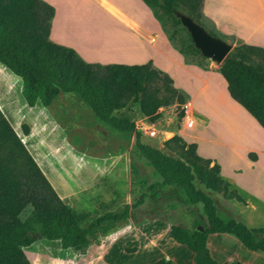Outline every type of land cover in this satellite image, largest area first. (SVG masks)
<instances>
[{"label": "crops", "instance_id": "0c3cea01", "mask_svg": "<svg viewBox=\"0 0 264 264\" xmlns=\"http://www.w3.org/2000/svg\"><path fill=\"white\" fill-rule=\"evenodd\" d=\"M42 1L53 8L48 33L51 42L71 48L87 64L104 67L150 62L171 79L173 87L187 96L195 116L194 125H202L210 142L214 143V123L224 125L222 121H227L234 137L229 156H243L260 168L243 175L242 184L232 164L227 167L220 159L216 160L218 157L195 138H184L180 133L183 128L177 134L186 142L195 141L197 155L210 159V164H218L219 175L231 189L241 196L244 187L248 195L262 203L250 204L244 195L243 202L226 199L228 204H221V214L234 213L249 227L264 226V128L231 99L218 66L205 63L202 67L188 62L171 44L142 0ZM201 15L203 25L209 24L208 30L225 41L233 40L234 46L244 43L264 48V0H203ZM19 89L20 81L0 65V111L77 222L85 225L116 204L131 201L138 193L136 186L148 179L132 149L133 133L117 131L95 117L88 105L72 92L59 93L47 106L39 103L27 106L21 100ZM169 108L160 107L157 119L167 117L163 113ZM132 110L140 113L137 103L128 102L113 113L129 116L136 128L137 120L142 119L132 114ZM141 116L149 126L159 122H150ZM23 125L27 127L26 132ZM75 133L96 147L94 153L87 155L74 148L71 137ZM249 153L254 157L250 158ZM80 197L84 199L81 204ZM196 209L184 204L182 212L197 214ZM142 216L127 224L114 225L103 236L91 239L84 253L66 256L67 261L47 252L30 251L28 247L23 251L31 264H112L108 253L115 243L125 240L128 242L122 243L119 251L128 260L119 264H151L159 258L175 264H194V254L168 234L171 224H191L172 221L164 213ZM140 238L148 239L152 250L142 251ZM205 246L218 264H264L262 252L246 249L228 233H208Z\"/></svg>", "mask_w": 264, "mask_h": 264}, {"label": "trees", "instance_id": "16d2710c", "mask_svg": "<svg viewBox=\"0 0 264 264\" xmlns=\"http://www.w3.org/2000/svg\"><path fill=\"white\" fill-rule=\"evenodd\" d=\"M167 33L171 17L184 13L206 29L201 18L203 0H142ZM51 5L42 0H0V65L20 81L24 104L47 106L59 93L72 92L88 105L92 114L113 129L133 133L132 149L159 175L136 193L131 201L92 217L80 225L70 207L56 194L14 130L0 111V264H31L23 249L34 240H55L61 248L84 253L90 240L116 224H127L141 215L154 217L164 212L158 204H146L152 191L175 189L189 207H199L205 218L190 226L171 224L169 236L185 245L193 254L194 264H218L208 253V233L233 235L246 249L264 254V226L249 227L234 213L221 217L214 195L224 200L243 202L236 190L219 175V166L195 152V143L178 134L161 141L169 153L141 142L143 136L127 115L113 113L128 102L138 104L140 113L154 122L160 107L175 104L179 109L186 96L172 85L171 79L150 65L87 64L71 48L48 39ZM168 37L172 39L171 35ZM177 48V47H176ZM185 58L202 67L204 57L194 48L190 37L186 47L177 48ZM226 90L255 121L264 128V48L238 44L217 67ZM23 131H27L23 125ZM250 158L254 157L249 153ZM141 160V158H140ZM29 207L21 219L20 214ZM143 208L147 211L142 212ZM202 226V230L197 229ZM38 235V236H37ZM131 250V249H129ZM151 264H175L159 258ZM234 264V263H226Z\"/></svg>", "mask_w": 264, "mask_h": 264}, {"label": "rangeland", "instance_id": "374dc122", "mask_svg": "<svg viewBox=\"0 0 264 264\" xmlns=\"http://www.w3.org/2000/svg\"><path fill=\"white\" fill-rule=\"evenodd\" d=\"M205 26L207 27V29H210L208 23H205ZM166 28H167V33L166 32L164 33L175 48L176 47L177 48L186 47L189 35L187 31L185 30V28L180 24V22H177V20L174 17H171V19L168 21V24L166 25ZM168 34L171 35L172 39L168 37ZM227 41L231 43L233 46L235 45L233 40L228 39ZM185 59L188 62H191L190 56L189 58H185ZM199 61L202 62L203 64L208 63L211 67L217 66L216 64H214V62L206 58L199 59ZM185 100L187 101L188 99L185 98ZM158 110H160V108ZM178 111L179 109L175 107V104L170 105L169 111L167 113L165 112L163 113L165 114V116L168 114L167 117H165L163 120H159V119L155 120V121H159L157 122V125H154V127H152L155 130L156 135L147 136L142 133L144 136H141L140 138L141 142L149 143L161 149L162 151L169 153V151L161 144V141L166 138H169L171 136L170 134H177V130L180 129L179 119L176 116ZM133 113H135V115H138L137 117H140V119H142L141 121H146L141 116V114L138 113L136 110L135 112L134 110H132V114ZM137 122H140V121L137 120ZM222 122L224 123V125H221L220 123L218 124L216 123L217 126H215L216 124L214 123V130H215L214 143L209 141L206 133H204L203 131L202 125L197 124V123L194 125L193 128H189V129L183 128L180 133L186 139H189L191 137L195 138V140L199 142V144H201L208 152L214 153V155L218 157V158L214 157L216 158V160L220 159L221 163L224 165H227V167L231 166L232 164L234 167L233 169H235L236 172L240 174L241 179L239 178V181H240V184H242L243 175L247 176L248 172H252V171L257 172V170H260V168L256 164L248 163L243 156H240V155H236L234 157L229 156L230 155L229 154L230 144L234 141V137H233L232 129L229 127L227 121H222ZM69 125H73V124H69ZM73 136L74 137H71V141L74 144L73 146L75 149L87 155H91V153H94V151L96 150V147L90 144V142L87 139H83L79 137L78 134L76 133ZM140 158H141L140 169L145 171L148 179L146 180L145 183L141 181L142 183H140V186L138 187L136 186L137 188L136 192H139L145 185L149 184L153 179L155 180L159 178V175L157 173L155 175L153 174L152 168L146 164L144 159L142 157ZM250 178L256 179V177H253V176H251ZM135 180H138V177ZM245 191L247 190H245L243 187L241 193L246 198H248L250 204H253V205L262 204L257 199L248 195V192H245ZM160 192H161L160 196H157L155 195V193L151 191L150 192L151 197L146 204H158L159 206L165 208L163 213L167 214L168 219L172 221L184 222L187 224L189 223L191 225H193L196 221L200 220L203 222L205 220L204 216L203 218L199 216V213H198L199 207H196L197 214L196 213L188 214V213L182 212L183 205L185 204V202L183 201L179 192H177L175 189L169 188V189L162 190ZM252 195H255V194L252 193ZM83 202H84V199L80 197V201L78 203L81 204ZM214 204L218 208L219 215L221 217H225L224 215L221 214V208H222L221 204H228L226 200L222 199L219 194H216L214 195ZM29 209H30L29 207H26V209L20 214L21 219L28 213ZM145 211H147V208H143L142 212H145ZM223 211L225 212V214H227V211H225L224 208H223ZM104 234L99 233L100 236H103ZM127 242L128 241L120 240V242L115 243L114 246L111 248L110 252L108 253V259L112 264H119L121 263V261L125 263L128 260L123 255H121L119 251L121 244L127 243ZM150 244L151 243L148 239H145V238L139 239V245L142 248V251L147 252L149 250H152ZM28 248L30 251L47 252L51 255H55L54 258H57V259H59V257H63L65 258L64 261H67L68 259L66 258V256L71 257L73 255L75 256L77 255L76 251L71 248H61L59 246V243L55 240H46V239L38 238V237L28 246Z\"/></svg>", "mask_w": 264, "mask_h": 264}, {"label": "water", "instance_id": "95a60500", "mask_svg": "<svg viewBox=\"0 0 264 264\" xmlns=\"http://www.w3.org/2000/svg\"><path fill=\"white\" fill-rule=\"evenodd\" d=\"M176 16L187 31L194 48L199 51L201 56L214 62L217 66L226 54L233 50L234 46L231 43L217 36L210 35L201 25L194 22L190 16L180 12L176 13ZM196 227L199 231L203 229L201 225Z\"/></svg>", "mask_w": 264, "mask_h": 264}, {"label": "built area", "instance_id": "2783aa9c", "mask_svg": "<svg viewBox=\"0 0 264 264\" xmlns=\"http://www.w3.org/2000/svg\"><path fill=\"white\" fill-rule=\"evenodd\" d=\"M180 110H181V116L179 118V126L180 128H193L194 123H195V116L191 111V106L190 102L185 100L181 105H180ZM153 126L147 125V122H137L136 124V129L147 135V136H154L155 130L152 128ZM173 135V134H172ZM171 135V136H172Z\"/></svg>", "mask_w": 264, "mask_h": 264}]
</instances>
